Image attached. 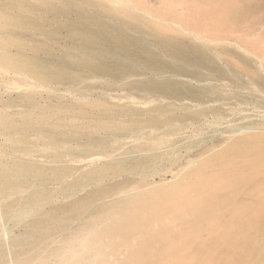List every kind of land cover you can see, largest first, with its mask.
<instances>
[{
	"label": "bare ground",
	"instance_id": "obj_1",
	"mask_svg": "<svg viewBox=\"0 0 264 264\" xmlns=\"http://www.w3.org/2000/svg\"><path fill=\"white\" fill-rule=\"evenodd\" d=\"M151 1L0 0V220L21 229L0 228V264H264V121L183 161L162 146H117L139 152L127 160L102 138L71 153L60 145L213 115L224 100L218 88L231 91V110L262 108L264 39L239 25L248 20L255 30L264 0ZM165 2L188 5L206 21L155 8ZM59 34L69 59L41 60L39 53L55 54ZM164 57L184 65L175 69ZM120 59L159 77L141 78ZM228 67L246 80L227 78ZM99 83L138 91L142 100L94 99L89 92ZM246 88L254 97H244ZM36 94L46 95L44 104ZM31 136L58 146L41 160L25 146Z\"/></svg>",
	"mask_w": 264,
	"mask_h": 264
},
{
	"label": "rangeland",
	"instance_id": "obj_2",
	"mask_svg": "<svg viewBox=\"0 0 264 264\" xmlns=\"http://www.w3.org/2000/svg\"><path fill=\"white\" fill-rule=\"evenodd\" d=\"M167 2H165L163 5H160V6L157 4L155 6V8L158 9L159 11L172 9L173 10L172 12H173L174 16H176V18L182 19L184 22H192V23L199 22V23H202V22L206 21L204 16L195 15L194 11H193V8L189 7L188 5H184L183 7H179L180 8V10H179L177 8L176 9L172 8L171 6H169L170 4H168L169 2L168 3ZM153 3H154V0L151 1V4H153ZM183 8L185 10H183ZM262 12L264 13V11L262 10L261 12H259V14H262ZM259 17H261V15ZM101 18L104 19L103 17H101ZM104 20H106V19H104ZM247 21L248 20L241 22L242 25L240 23L239 26H241V28L244 31H246V33L248 32L249 34L256 35V40L259 43H261L263 41V39H264V21H260V19H257L256 20V24H255V28H256L255 30H250L248 28L249 22H247ZM128 32L132 33L130 31H128ZM135 35L138 36V34H135ZM139 36L142 37L141 41L143 43H145L144 45L147 46L152 51V49H154V48L148 43L147 37L144 34L142 35V33ZM181 39L183 41H185V42H189L190 43V41L188 39H185V38H181ZM54 40H55V43H58L55 46L56 47L55 54L53 56L49 57V56H47L45 54L43 55V53H41V54L39 53L40 55L38 54V57L41 60H44V61L57 60L58 57L59 58H62V57L63 58H68L65 55H63V54H65V50H66L65 46L66 45L69 46L68 45L69 41L65 38L64 34L57 35L56 39H54ZM57 47H59V48H57ZM60 47H61V49H60ZM208 49L210 51L215 50L212 47H208ZM61 50H63V51H61ZM153 51H155V50H153ZM54 57H57V58H54ZM164 58H165V60H169L168 61L169 64L171 65V67L174 66L173 68H175V69H179V68H181L182 65H184L183 63L181 64L180 61L170 60L167 57H164ZM101 59H103V60H105L107 62H113L114 61L113 57H111V55H106V57H105V55H101ZM119 62H121L123 64H126L127 66L132 67V68L135 67L137 69V71L141 73V75H142L141 78L144 77V79L150 78V79L156 80L159 77L158 75H152L151 72L148 71L145 68V66H143L142 64L140 65L138 62L130 61V60H127V59H125V60L120 59ZM224 65H225V61H224ZM185 67L188 68V69H192L191 67H189L187 65H185ZM228 70L231 71V72H228L226 74V76H227V78L233 80L234 82H237L238 84H241V82L246 80L244 75L242 73H240V72L237 73L236 69H234L233 67H228ZM232 73H234V74H232ZM235 73H237L240 76L241 80H238L236 78V74ZM168 75L169 74H166L165 76H168ZM180 87L183 90H187L188 89V88H185V86L184 87L180 86ZM59 89H62V86H59ZM235 89L239 90V88H235ZM244 91H246L247 93L249 92V94L244 95V97H252L253 96V95L250 94V89L249 88L244 89ZM135 92L136 91H132V90H128V89H124V90H121L120 88L117 89L116 87H112V89H111V87L109 85H107L105 83H103V84L99 83V84H94V86H93V88H91V91L89 92V94H90V96L93 95L94 97L93 96H91V97L94 98V99H100L101 97H103V98H101V100L103 99V100H106V101H113V102L116 99L118 101L120 100L119 103L120 102L122 103V100H124V101H125V99L128 100L130 98V96L132 97V100H134L133 97L135 98V100H136V98H137V100L138 99L142 100V98H140L141 97V93H139L138 91L136 93ZM202 92L205 93V94H208L207 91H202ZM215 92L218 95L222 96V98L224 99L221 102H217L215 104L218 107L217 112L215 114H213V115L209 114V115H205V117L202 116L199 120L195 116H192L190 118L177 119L175 121H172L169 124V127L178 126L179 129L177 131L171 130L169 132H166L169 127H168V125L164 124L159 129H157V131H152V128H150V127H143V129L139 128V129H135L133 131H129L125 135V137H123L124 140H125L126 137H129V136H133L134 135L136 137L133 136L131 143L128 144V145L119 144V143L124 142L122 137L121 138H120V136L114 137V136H116V134L106 135L103 132L100 133V134H96L95 136L94 135L81 136V137L77 136L78 138L74 137V138H77V139H75L73 141L72 140L71 141H67L68 144L67 143H62L60 145L64 144L63 146H69L68 149H71L70 146H72V148L74 150H68L66 148L71 153L72 151L75 152V150H76L75 147H73V146H99V141L102 138L104 146H113L112 148H109L111 150L110 152H112L111 153L112 155L115 154V156H121V157L123 156L127 160L129 158L133 157V156H137V154L139 152L138 151H134V153H132L133 149H131L130 147L129 148L123 147V148L120 149L117 146H162L163 149H170L172 152H174L173 155H171V157H178L181 161H183L184 160V156L187 155V152L191 153L193 155V154H197V152H199L200 150H203L205 148H208V147H211V146H217L221 142V140H223V138L225 136L230 135L229 133H231L232 131H234V130H236L238 128H241L242 126H246L247 124H249L251 122H254V121H264V100H261V99L257 98V99L261 100L262 103H263L261 109H258L257 111H254L256 109H254V110L242 109L244 111V112H242L241 110H237V109H232L231 110L230 107L234 106V103H235V99L233 98V95H232L231 91H229L227 89H224V88H218V89L215 90ZM115 94H117V96H115ZM2 95H3V97H7L9 94L4 93ZM109 95H111V96H109ZM237 95H239V94H237ZM12 96H16V95L14 94ZM35 96H38V97H35L36 98L35 101H37V102H39L41 104H44L45 99H44L43 96H46V95L41 96L40 94H38V95L36 94ZM104 96H105V98H107V97L108 98L105 99ZM40 98H42V100ZM48 98H50V97H46V99H48ZM50 100L51 101H57L56 98L54 99V97H51ZM116 100H115V102H118ZM46 101H48V100H46ZM124 101H123L124 104L127 103V101L126 102H124ZM129 101H131V100L129 99ZM138 117H141V115H139ZM150 131H152V132H150ZM44 138L45 139H42V141L41 140L38 141L35 137L33 138V136H31L28 139V143L25 145V146H27L26 148L28 149V151L31 154H35L36 157H38V158H40V155H42V154L46 155V154L52 153L55 150L53 147L58 146V144H56L54 146L48 144L49 138L48 137H44ZM115 138L119 142L116 141ZM53 140H57V138L53 137ZM125 148H127V149H125ZM66 149L63 150V151H64V153L66 152L65 155L66 154L68 155L69 152L67 153ZM80 149L81 148H79V147L77 148V150H80ZM150 149L151 148H149V150ZM38 150H40V151H38ZM160 150L151 149L150 151H153L155 153H159ZM45 151H46V153H45ZM47 151H49V152L51 151V152L49 153ZM135 152H137V153H135ZM7 153H8V150L6 151L5 154H7ZM36 153H38V154H36ZM130 154L132 156H130ZM40 159L42 160L43 158H40ZM161 162L162 163L165 162V164H166L165 160L161 161ZM180 163L181 162H179L178 164H180ZM163 165H164V163H163ZM170 180H171V176L169 174H167L165 176V181H170ZM154 181L157 182V181H159V179L157 177H155ZM12 226H13V223L10 220H8L6 218H1V220H0V228L1 229H5L7 231L11 230V233H13L14 235H18L21 232V229L20 228H15V227H12Z\"/></svg>",
	"mask_w": 264,
	"mask_h": 264
}]
</instances>
